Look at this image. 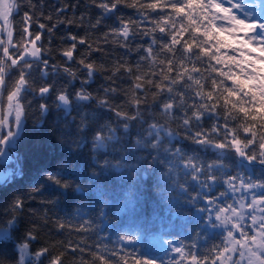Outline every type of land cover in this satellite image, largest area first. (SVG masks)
Instances as JSON below:
<instances>
[{
    "label": "snow or ice",
    "instance_id": "obj_1",
    "mask_svg": "<svg viewBox=\"0 0 264 264\" xmlns=\"http://www.w3.org/2000/svg\"><path fill=\"white\" fill-rule=\"evenodd\" d=\"M21 3L22 0H0V36L6 33L7 37L0 38V163L11 158L10 153L24 131L31 103L27 97L35 93L43 99L53 91L54 85L44 83L37 87L32 77L36 68L43 77L49 74V61L45 59L49 50L38 43L44 31L49 34L50 44L59 25H85L83 15L79 20L75 16H61L67 5L57 8L55 16L43 12L37 15L36 5H32L30 11L24 12L19 38L14 40L11 18L14 13L19 14ZM91 3L100 12L95 22L89 18V29H97L113 16L118 21L116 27L101 37L105 43L111 39L129 53L138 36L149 37L150 43L147 47H136L139 58L134 65L125 61L108 69L90 60L92 52H104L99 44L71 33L62 37L72 43L60 50L66 59L62 66L52 65L54 70L63 67L65 73L75 78L71 62L83 66L89 79L82 81V85L89 83L95 72H109L110 84L104 86V96H93L83 87L75 93L76 101L95 102L98 108L112 113L108 123L93 131L89 167L94 171L87 178L101 196L105 195L100 188L101 180L106 181L115 172L122 174L127 183L133 179V173L138 177L137 169L145 165L159 173L158 187L161 184L167 187L171 182L173 190L179 188L182 193L189 191L185 186L187 178L209 191L222 182L227 191L220 192L218 197H203L207 207L198 209L200 213H208L202 219L212 236L205 232L203 245L199 243L200 233L188 245L167 240L169 247L165 251L174 255L167 262L161 259L160 264H264V0H91ZM121 7L134 9L137 18L125 20L118 15ZM42 18L53 22L49 26L41 22ZM33 24L39 30L30 31ZM147 24L152 27H141ZM78 45L85 46V51L76 59ZM124 78L130 81L124 90L127 110L123 104L112 102V96L120 91L114 85ZM56 100L66 111L73 104L66 90L57 92ZM39 108L42 113L48 111L46 103ZM153 108L160 113L161 120L149 123L147 134H138L134 145L146 151L147 156L120 155L121 151H130L122 143V137L129 134L132 122L141 121L144 113ZM87 119V115L81 118L79 132L84 135L76 142L77 149L89 143ZM174 139L187 143L173 144ZM209 150L214 151L216 158L205 163L200 160V153ZM128 159L136 162L129 164ZM229 165L244 175L227 171ZM254 165L261 166L259 177L248 174V168ZM17 172L18 169L0 171V184L12 180ZM180 174L186 178L183 184L176 183ZM221 174L226 179L219 180ZM45 179L59 188H71L68 179L58 173H48ZM34 191L40 189L36 187ZM199 198L198 193L191 197V202ZM114 199L119 203V197ZM23 208L24 200L18 196L6 209V225H0V264H65L66 255L77 252H87L90 259L73 256L72 264H157L152 249L142 246L134 231L118 235L119 247L111 250L99 244L95 250L92 245L81 246L83 239L76 243L72 240L45 243L34 249L33 241L39 238L37 225L22 236L16 235L18 229L14 231ZM101 213L104 214L103 209ZM55 223L58 232L66 228L87 232L91 226L89 220L75 229L59 220Z\"/></svg>",
    "mask_w": 264,
    "mask_h": 264
},
{
    "label": "trees",
    "instance_id": "obj_2",
    "mask_svg": "<svg viewBox=\"0 0 264 264\" xmlns=\"http://www.w3.org/2000/svg\"><path fill=\"white\" fill-rule=\"evenodd\" d=\"M36 5L35 12L37 15L43 12L45 15L55 16L57 8L68 6L67 11L61 16L72 18L75 16L77 20L83 15L85 17V25L77 27L76 24L67 26L59 25L51 35V43L49 44V34L45 30L41 41L45 49L49 50V54L45 59L49 61L48 76L43 77L39 68L33 70L32 77L35 85L39 87L44 83L54 85L53 91L43 99L35 93L30 94L27 99L31 101L28 106V115L24 125V131L20 139L16 142L13 149L14 158L2 163L4 170H17L18 172L12 180L5 184H0V225H6L7 214L6 209L15 197H21L24 200V208L18 216V223L15 229H18L16 235L22 236L25 231L34 224L38 226V240L33 241V248H39L45 243L51 245L59 241L72 240L74 243L83 239L86 247L92 245L93 250L99 244L105 246L108 250L118 248V235L124 234L126 231H134L140 237V243L144 247L152 249V254L157 258V264L161 259L167 262L172 255L171 252L166 253L168 245L166 241L183 243L185 245L196 241L197 233L201 234L200 244H204V235L212 236L207 225L202 223L203 215L197 217L199 208L207 207L203 197H218L220 192L227 191V185L218 183L209 191L201 189L190 178L185 184L189 191L182 193L179 188L173 190L171 182L165 187L161 184L157 186L159 173L154 168L145 165L144 168H138L139 176L133 173V179L124 182L122 174L113 172L108 176L107 180L99 182L101 190L105 195L101 196L96 190L95 185L87 177L91 175L93 168L89 167L92 159V151L90 141L94 129L98 125L108 123L112 113L97 107L95 102H79L75 100V93L82 87L85 91L90 92L93 96H104L103 88L110 84L107 80L109 72L103 70L95 72L90 78L89 83L82 85L81 82L89 79L87 70L83 66L71 62V68L75 73V78L69 76L63 71V67L54 70L52 65L62 66L65 62L64 57L60 55V50L68 47L72 41L62 39L69 33L86 37L90 42L99 44L104 52H92L90 60L99 66L103 64L106 68L112 69L114 66L130 62L132 65L139 58L136 47L143 45L148 46L149 37H137L132 43V52H127L124 48L118 47L111 42L105 43L101 37L108 32L110 28L116 27L118 21L113 16L106 19L97 29L88 28V20L95 22L100 10L92 5L91 0H22L19 14H13L14 40L19 38L20 29L22 27V17L24 12L30 11L31 6ZM118 15L129 18H137V13L132 8L121 7ZM41 22L51 25L53 21L41 19ZM141 27L151 28V24L141 25ZM39 30L35 24L32 25L30 31ZM5 33L0 38H5ZM156 35H160L158 32ZM156 46H154L155 48ZM85 51V46L78 45L77 52L74 53L76 59L80 58V53ZM145 63V62H142ZM143 70H147L146 66ZM135 71V69H134ZM121 75H126L121 73ZM130 81L126 78L119 79L116 86L120 91L112 96L114 104H123L125 110L128 106L125 103L124 90L128 89ZM60 90H66L72 97L73 104L67 111L58 106L56 93ZM149 96V103H151ZM46 103L48 111L42 113L39 105ZM87 103L89 106H83ZM81 107H77V105ZM87 115L88 144L77 149L76 142L80 141L83 133L79 132L81 118ZM161 120L160 113L154 108L145 112L143 118L139 122H132L129 134L122 137V143L126 149L130 151H121L120 155L130 156L136 154L137 157H146L147 152L135 148V140L137 135H146L147 127L153 120ZM163 122V121H161ZM172 127L176 128V124L172 122ZM183 136V131L180 130ZM173 144H186L184 140H172ZM213 150L206 153H200V160L210 163L215 160ZM135 159H128L129 164L135 163ZM1 169V168H0ZM227 171L232 174L244 175L240 169L229 165ZM248 174H254L259 177L261 175V166L254 165L248 168ZM48 173L60 174L68 179L71 188L68 190L59 188L46 181L45 177ZM185 177L180 174L176 183H185ZM219 180L226 179L221 174ZM38 187L39 192L34 191ZM82 189L77 191V189ZM199 193V199L195 203L191 202V197ZM115 197H119V203H116ZM230 201V200H229ZM103 209V213H101ZM208 214V213H202ZM47 219V223H45ZM70 224L72 229L79 227L84 220L91 221L90 230L87 232H76L66 228L63 232L56 230V221ZM211 239L208 240L210 244ZM81 255L85 259H90L87 252L81 254L69 253L65 257V264H72L73 256L79 258Z\"/></svg>",
    "mask_w": 264,
    "mask_h": 264
},
{
    "label": "rangeland",
    "instance_id": "obj_3",
    "mask_svg": "<svg viewBox=\"0 0 264 264\" xmlns=\"http://www.w3.org/2000/svg\"><path fill=\"white\" fill-rule=\"evenodd\" d=\"M0 23H2V22H0ZM6 34V33H5ZM5 38H7L6 37V35H5ZM8 161V160H7ZM0 171H9V170H4V169H2V165L0 164ZM238 195V194H237ZM229 196L231 197L232 196V194L231 193H229ZM229 202H231V200L229 201ZM197 213V217L199 218V216H201V215H203V218H206L207 217V215L208 214H202V213H200L199 211L198 212H196ZM202 223H204L205 224V222H204V219H203V221H202ZM206 225V224H205ZM209 231H211L210 229H208Z\"/></svg>",
    "mask_w": 264,
    "mask_h": 264
}]
</instances>
